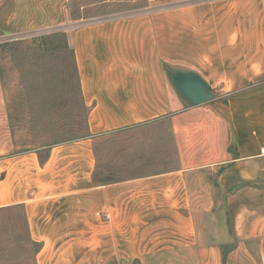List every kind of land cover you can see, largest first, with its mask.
Returning a JSON list of instances; mask_svg holds the SVG:
<instances>
[{"label": "crops", "instance_id": "crops-1", "mask_svg": "<svg viewBox=\"0 0 264 264\" xmlns=\"http://www.w3.org/2000/svg\"><path fill=\"white\" fill-rule=\"evenodd\" d=\"M107 9L70 38L76 137L26 140L53 121L0 69L1 231L34 264H264V0Z\"/></svg>", "mask_w": 264, "mask_h": 264}, {"label": "rangeland", "instance_id": "rangeland-1", "mask_svg": "<svg viewBox=\"0 0 264 264\" xmlns=\"http://www.w3.org/2000/svg\"><path fill=\"white\" fill-rule=\"evenodd\" d=\"M110 2L113 0H52L51 8L44 9L38 8L35 0H0V69L5 95L31 97L29 101L16 100L15 111L35 112L37 124L45 115L53 121L52 128L36 127L35 135L25 136L26 140L70 139L82 132L85 110H81L76 87L70 38L83 23L109 13ZM38 3L43 4V0ZM44 12L56 21L42 23ZM60 120L62 127L54 124ZM18 227L13 235L6 226L3 231L0 227V264H34L38 246L29 241L22 222Z\"/></svg>", "mask_w": 264, "mask_h": 264}]
</instances>
